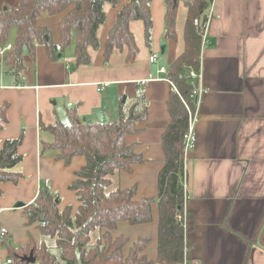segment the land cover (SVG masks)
Masks as SVG:
<instances>
[{
    "label": "crops",
    "instance_id": "obj_1",
    "mask_svg": "<svg viewBox=\"0 0 264 264\" xmlns=\"http://www.w3.org/2000/svg\"><path fill=\"white\" fill-rule=\"evenodd\" d=\"M128 1L105 7L99 47L88 50V65L76 66L74 45L52 61L45 45L39 44L34 60L25 54V70L18 82L0 59V108L7 107L0 145L22 135L19 153L23 156L18 184L1 185L0 226L9 236L0 240V261L8 259V242L27 246L31 240L38 245L43 241L37 225L27 226L23 208H16L19 203L32 204L43 182L59 197L61 210L72 207L74 214L80 205L69 186L86 160L75 157L66 166L53 151L43 150L53 136L41 124H70L72 114L89 123L112 122L119 118L121 105L130 107L144 94L148 120L139 125L137 135L127 137L144 162L131 172H119L117 180L121 189L135 187L138 199L158 196L164 166L162 134L170 122L167 101L175 92L158 70L168 69L184 50L187 11L180 2L178 40L167 41L166 0H153L151 45L146 43L143 23L132 22L139 54L127 64L125 51L115 49L107 59L105 50L109 32ZM214 10L219 18L211 22L201 46L199 83L204 94L195 110L196 144L185 161L191 197L186 233L190 257L197 264H264V0H214ZM15 37L16 32L10 42L9 36V44ZM152 54H158V63H151ZM158 220L154 205L150 224L123 222L113 235L131 241L150 239L145 254L156 261Z\"/></svg>",
    "mask_w": 264,
    "mask_h": 264
},
{
    "label": "trees",
    "instance_id": "obj_2",
    "mask_svg": "<svg viewBox=\"0 0 264 264\" xmlns=\"http://www.w3.org/2000/svg\"><path fill=\"white\" fill-rule=\"evenodd\" d=\"M8 1V0H7ZM16 6L0 9V47L9 44L11 28L16 29L12 50L3 58L7 73L20 81L25 70V54L35 58L37 45H45L52 61L74 45L76 66L88 65V50L99 47L98 32L105 22L107 5L116 6L120 0H17ZM153 0H129L120 10L117 20L109 32L105 56L110 58L115 49L125 51V62L136 61L139 49L130 29L132 22H142L148 46L152 42ZM214 0H166L165 34L167 41H177L178 6L186 8L184 26V50L169 66L167 79L174 84L167 109L170 122L162 134L164 166L158 178L157 198H137V189L117 188L107 192L113 180L121 171L131 172L132 167L144 162L136 151L135 144H128L127 137L141 131L139 126L148 120V107L144 94L125 108L121 105L119 118L112 122L89 123L81 121L75 114L71 123L57 122L42 129L53 136L51 143H45L43 150L55 153V159L70 165L75 157L86 160L69 189L76 193L80 203L76 213L72 207L60 209V199L49 186L41 184L32 204L23 208L27 226L37 225L45 239L40 245L31 240L27 246H15L8 242V258L14 264H31L21 259L31 253L35 264H183L185 238L182 223L176 216L184 213L183 136L188 127V112L184 102L195 112L197 102L192 98V71L200 72L201 46L204 25ZM58 16L56 42L48 27L39 19L44 15ZM195 20L201 25L196 26ZM7 107L0 108V130L7 122ZM22 135L18 139L6 140L0 145V198L1 185L18 184L22 174L17 171L23 162L19 153ZM154 205L158 208L159 224L157 259L153 261L145 254L150 244L148 238L131 241L124 236H114L120 223L132 226L150 224L153 221ZM189 220H191L188 214ZM189 231V230H188ZM96 235L93 241L92 236ZM55 241L61 252V261L51 253L46 239ZM187 246L191 249V244Z\"/></svg>",
    "mask_w": 264,
    "mask_h": 264
},
{
    "label": "built area",
    "instance_id": "obj_3",
    "mask_svg": "<svg viewBox=\"0 0 264 264\" xmlns=\"http://www.w3.org/2000/svg\"><path fill=\"white\" fill-rule=\"evenodd\" d=\"M215 18H219V17L215 15L214 1H213L210 7V10L208 11L207 18H206L205 25H204V31L202 35V48H203V45L205 44V40L208 34L210 24ZM195 25L196 26L201 25V22L199 20H195ZM11 50H12L11 44H8L4 47H0V59L2 60L5 57V54ZM158 59H159L158 54H152L150 56L151 63H158ZM158 73L166 76L165 79L168 81L167 79L168 69L166 67H160L158 70ZM191 76L198 80L197 82L196 81L192 82V86H193L192 98L195 99V101L198 103L199 99L204 94V89L199 83L201 79V72L197 73V72L192 71ZM156 80H162V79H156ZM143 82L145 83V81ZM171 85L174 91L178 93V90L174 86V84L171 83ZM184 104L188 112V127H187L186 133L183 136L184 176H183V181H182V187H183V192H184V203H183L184 213L177 215L176 220L182 223L184 231L185 233H187L189 230V218H188L187 204L190 201L191 197H190L189 190H188V175H187V170L185 167V161L188 157V154L193 150L196 144L195 127H196L197 117H196V113L193 112L191 108L185 102ZM8 236H9V231L6 228L0 226V240L5 241ZM185 241H186L185 242L186 244H185V249H184L183 264H197V262L191 259L190 257V248L187 246V243L189 242L187 239V235H186ZM0 264H14V261L9 258L7 260L1 259Z\"/></svg>",
    "mask_w": 264,
    "mask_h": 264
},
{
    "label": "rangeland",
    "instance_id": "obj_4",
    "mask_svg": "<svg viewBox=\"0 0 264 264\" xmlns=\"http://www.w3.org/2000/svg\"><path fill=\"white\" fill-rule=\"evenodd\" d=\"M18 4V1L17 0H0V9L4 8L5 6H16ZM58 19L59 17L58 16H42L40 19H39V23L41 25H44L46 27H48L51 31V36L54 40H57L58 39ZM16 32V29L13 27L11 28V31H10V42L13 41L12 39V35H14V33ZM72 46V45H71ZM69 48V47H68ZM67 48V49H68ZM126 108H129V104L125 105ZM42 185H45V183L43 182ZM119 188L118 187V180H117V177L113 180V184L111 186H109L107 188V192L108 191H112V190H115ZM96 235H93L92 238H93V241L95 240V237ZM47 243L48 245H50V251L53 255H55L60 261H61V252L60 250L55 246V241L54 239L52 240L51 238H47ZM54 245V246H53Z\"/></svg>",
    "mask_w": 264,
    "mask_h": 264
},
{
    "label": "water",
    "instance_id": "obj_5",
    "mask_svg": "<svg viewBox=\"0 0 264 264\" xmlns=\"http://www.w3.org/2000/svg\"><path fill=\"white\" fill-rule=\"evenodd\" d=\"M165 50V47H162V53L164 52ZM25 205L24 204H21L19 203L17 205L16 208H24ZM22 262H27V263H31V264H35L36 263V258L34 257V255L31 253L29 256H25L21 259Z\"/></svg>",
    "mask_w": 264,
    "mask_h": 264
}]
</instances>
